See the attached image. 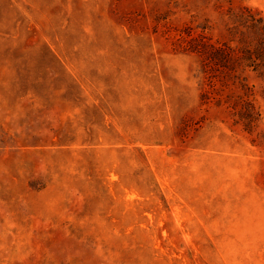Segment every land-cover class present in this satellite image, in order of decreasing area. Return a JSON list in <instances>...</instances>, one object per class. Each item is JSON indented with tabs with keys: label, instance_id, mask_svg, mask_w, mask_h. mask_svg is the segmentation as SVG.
Wrapping results in <instances>:
<instances>
[{
	"label": "rangeland",
	"instance_id": "rangeland-1",
	"mask_svg": "<svg viewBox=\"0 0 264 264\" xmlns=\"http://www.w3.org/2000/svg\"><path fill=\"white\" fill-rule=\"evenodd\" d=\"M261 42L264 0H0V264H264Z\"/></svg>",
	"mask_w": 264,
	"mask_h": 264
},
{
	"label": "trees",
	"instance_id": "trees-1",
	"mask_svg": "<svg viewBox=\"0 0 264 264\" xmlns=\"http://www.w3.org/2000/svg\"><path fill=\"white\" fill-rule=\"evenodd\" d=\"M193 50L202 55L204 64L210 67V69L212 68V63L222 67H230L233 64V62L232 64H230V61L228 62L229 58L227 59L226 50L223 48L214 47L204 42H197L193 46ZM237 61L243 68H251L259 76H264V42H261L252 50L241 51V55L237 58ZM236 115L239 121L243 123L245 129L251 131L260 113L251 101L245 100L237 109ZM258 137L264 143V129L258 133Z\"/></svg>",
	"mask_w": 264,
	"mask_h": 264
}]
</instances>
